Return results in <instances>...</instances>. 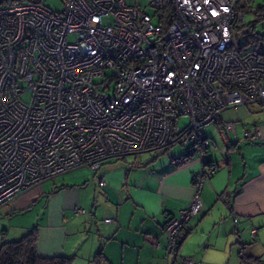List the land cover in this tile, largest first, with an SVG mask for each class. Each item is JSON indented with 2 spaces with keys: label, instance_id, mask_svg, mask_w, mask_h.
Returning <instances> with one entry per match:
<instances>
[{
  "label": "built area",
  "instance_id": "obj_1",
  "mask_svg": "<svg viewBox=\"0 0 264 264\" xmlns=\"http://www.w3.org/2000/svg\"><path fill=\"white\" fill-rule=\"evenodd\" d=\"M60 1L58 13L42 0H0V210L73 169L97 172L105 161L180 143L199 151L202 165L189 204L166 214V254L176 256L218 171L205 164L216 144L204 129L218 125L231 146L236 125L221 112L264 106V56L234 44L240 0Z\"/></svg>",
  "mask_w": 264,
  "mask_h": 264
},
{
  "label": "crops",
  "instance_id": "obj_2",
  "mask_svg": "<svg viewBox=\"0 0 264 264\" xmlns=\"http://www.w3.org/2000/svg\"><path fill=\"white\" fill-rule=\"evenodd\" d=\"M228 110V109H227ZM221 112L236 125L237 142L225 146L219 126L216 148L205 164L218 166L200 193L202 208L184 226L176 256L167 257L166 214L176 216L191 200V176L201 168L199 151L173 155L146 152L102 163L97 172L73 169L34 185L0 210L6 242L37 235L40 258L70 264H264V106ZM258 131L248 141L243 132ZM80 207L83 214H76ZM110 219V223H105Z\"/></svg>",
  "mask_w": 264,
  "mask_h": 264
},
{
  "label": "trees",
  "instance_id": "obj_3",
  "mask_svg": "<svg viewBox=\"0 0 264 264\" xmlns=\"http://www.w3.org/2000/svg\"><path fill=\"white\" fill-rule=\"evenodd\" d=\"M241 9H245V6L242 5ZM238 10V7H237ZM254 15L257 20L264 19V6H259L257 10H255ZM169 16V13L167 14ZM162 25L166 23L165 21L160 22ZM255 22L251 23H236L233 27L234 35L235 32L237 34L243 30H248L249 32L246 34L249 39H251L256 44V49L259 46L264 45V35H257L254 33ZM253 53L262 55L257 51H253ZM205 133V129H204ZM190 150V149H187ZM183 230V229H182ZM182 232V231H181ZM180 236L178 245L180 243ZM36 243H37V235L35 232H29L22 239L15 242H6L1 241L0 243V264H70V259L68 258H40L36 252ZM241 264H261L257 260L252 258L241 257Z\"/></svg>",
  "mask_w": 264,
  "mask_h": 264
},
{
  "label": "rangeland",
  "instance_id": "obj_4",
  "mask_svg": "<svg viewBox=\"0 0 264 264\" xmlns=\"http://www.w3.org/2000/svg\"><path fill=\"white\" fill-rule=\"evenodd\" d=\"M129 2V1H128ZM136 3L140 6L145 5L144 0H136ZM42 5L46 7L47 9H50L54 12H62L63 6L60 0H42ZM242 5L245 6V9H241ZM264 6V0H240L238 3V13H241L244 18V23H253L255 22V29L254 33L259 35H264V19H260L258 21L256 16L254 15L255 10H257L258 7ZM241 23V22H238ZM235 47L239 49L240 53L245 54L247 52H253L257 51L261 54H264V45L259 46V48L256 49V44L247 37V35L238 36L237 32H235ZM229 114H232L234 112L233 109H228L226 111ZM188 123L187 118H180L177 121V125L179 127H184ZM205 135L211 136L212 139L217 140V133L216 129L213 126H208L205 128ZM209 138V137H208ZM211 139V140H212ZM173 155H179L183 152L187 151V147L185 145H181L180 143H176L172 146L170 149ZM214 150H211L209 152H212Z\"/></svg>",
  "mask_w": 264,
  "mask_h": 264
},
{
  "label": "water",
  "instance_id": "obj_5",
  "mask_svg": "<svg viewBox=\"0 0 264 264\" xmlns=\"http://www.w3.org/2000/svg\"><path fill=\"white\" fill-rule=\"evenodd\" d=\"M248 32H249L248 30H243V31L239 32L237 35L238 36L246 35Z\"/></svg>",
  "mask_w": 264,
  "mask_h": 264
}]
</instances>
